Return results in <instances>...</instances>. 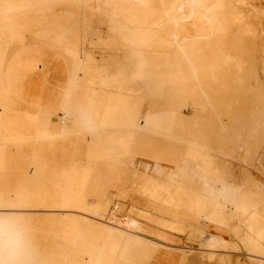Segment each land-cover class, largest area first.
Wrapping results in <instances>:
<instances>
[{
    "label": "bare ground",
    "instance_id": "6f19581e",
    "mask_svg": "<svg viewBox=\"0 0 264 264\" xmlns=\"http://www.w3.org/2000/svg\"><path fill=\"white\" fill-rule=\"evenodd\" d=\"M68 10L107 28L106 37L85 35L102 48L104 65L98 62L111 66V74H92L106 67L98 70L90 51L68 40L65 27L57 36L33 27ZM29 36L46 41L45 48L27 50ZM260 70L264 74V0H0V215L27 231L36 264H193L197 249L175 250L147 237L162 236L133 215L197 238L208 259L229 250L224 223L242 217L255 235L247 246L251 263L264 264V183L250 173L256 168L250 150L241 154L245 146L258 150L260 141L257 127H235L264 123ZM9 123H21L25 138H7ZM203 123L215 128H190ZM16 141L49 147L47 152L68 146L86 161L56 159L47 171L48 160H38L36 154L43 155L36 149L24 167H10L18 170L12 194L8 145ZM227 159L244 166L239 177ZM261 167L256 169L264 176ZM48 184L63 190L58 204H47V197L36 202L35 193ZM132 196L145 209L121 215ZM56 221L64 224L61 240Z\"/></svg>",
    "mask_w": 264,
    "mask_h": 264
},
{
    "label": "rangeland",
    "instance_id": "374dc122",
    "mask_svg": "<svg viewBox=\"0 0 264 264\" xmlns=\"http://www.w3.org/2000/svg\"><path fill=\"white\" fill-rule=\"evenodd\" d=\"M9 1H11V0H9ZM62 11V10H61ZM65 12V11H64ZM64 12H60V13H56V15H53L51 18L50 17H48L49 19H45L44 21H46L47 20V22H48V20H49V22L47 23H45V22H43V20H39L38 22L37 21H35L34 22V24H33V27L36 29V30H38L39 32H48L51 36H57V34L59 33V31L60 32H62L63 31V29L62 28H64V31H68L67 32V36L68 35H70V36H68V40L71 42V43H82L79 47H80V49H85V50H87V51H90V54L93 56V58H94V60H97V62L98 61H100V62H103V63H101L102 65H104V56H101V55H104L103 53H102V48L101 47H99L98 45H96V44H94L93 46H92V44L94 43V41L92 42V37H88V39H87V37H86V35H85V33L87 34V32H92V33H96V31H99L100 33H101V35L103 36V37H106L105 35L107 34V28L106 27H102L101 26V28H99V26L97 27V26H95V21H89V15H86L85 16V14L83 13V15H84V17H83V15H81L82 13H78V12H75V11H66V12H69V14L67 15V13L65 12V14L67 15H64ZM62 13V14H61ZM78 14V16H76V14ZM60 14V15H59ZM64 16H65V18H64ZM76 16V17H78V18H76V19H74V17ZM58 17V18H57ZM70 17V19H68ZM72 17V18H71ZM81 17V18H80ZM86 17H88V18H86ZM86 18V19H85ZM66 19V20H65ZM56 20V21H55ZM63 22V25L62 24H59L60 22ZM83 20H87V21H83ZM41 21H42V23H43V25H42V23H41ZM76 21V22H75ZM79 21V22H78ZM81 21V22H80ZM37 22V23H36ZM52 22V23H51ZM55 22H57V25H56V23ZM59 22V23H58ZM70 22L72 23V24H70ZM84 22V23H83ZM35 23H36V25L37 26H35ZM54 23H55V25H54ZM87 23V24H86ZM50 24V25H49ZM67 24H68V26H67ZM85 24H86V26H85ZM44 25H46L45 27H44ZM49 27H48V26ZM59 25V26H58ZM63 27H62V26ZM78 25V26H77ZM39 26H41V28H42V30L40 29V27ZM51 26V27H50ZM61 26V27H60ZM70 26H72V27H70ZM44 27V28H43ZM53 27V28H52ZM55 27V28H54ZM58 27V28H57ZM59 27H60V29H59ZM67 27V28H66ZM52 28V29H51ZM83 28V29H82ZM103 28V29H102ZM50 29V30H49ZM71 29H73V31H71V33L69 32V30H71ZM76 31H75V30ZM81 29V30H80ZM96 29V30H95ZM99 29V30H98ZM44 30V31H43ZM46 30V31H45ZM48 30V31H47ZM80 30V31H79ZM50 31V32H49ZM52 31H54V32H52ZM63 31V32H64ZM74 31H75V33H74ZM82 31V32H81ZM55 33V34H54ZM68 33H70V34H68ZM54 34V35H53ZM72 34V35H71ZM75 34V35H74ZM76 34H78V35H80V37L78 38V39H76L75 38V36H77ZM84 34V35H83ZM74 35V36H73ZM71 37V38H70ZM83 37V38H82ZM70 38V39H69ZM78 40V41H77ZM82 40H84V41H82ZM122 42H125V41H123L122 40ZM121 42V40H120V43H122ZM88 43V44H87ZM45 44H46V41H44V40H42L41 38H34V37H32V36H29L28 38H27V41H26V48H27V50H30V51H35V50H42L43 48H45ZM85 45V46H84ZM88 46H90V47H88ZM93 47V48H92ZM95 47H98V48H96V49H94ZM101 49V50H100ZM61 51H63L62 49H61ZM95 55V56H94ZM111 55V54H110ZM98 57V58H97ZM101 58H103V59H101ZM108 59V58H107ZM47 60V64H49V63H51L52 62V60L51 59H46ZM99 63V62H98ZM100 63L98 64V66H99V69L98 70H103V69H105V67H106V70H104V71H97V68H93V70L92 71H94V72H92V74L93 75H98V76H101V75H105V73H107V74H111L112 73V68H111V66H108L107 64H106V66H102ZM107 66H108V68H107ZM103 69H102V68ZM96 69V70H95ZM106 71V72H105ZM97 72V73H96ZM132 73V71H127L126 73H125V75H127V76H129V75H131V73ZM262 72V73H261ZM95 73V74H94ZM98 73H100V74H98ZM260 73H261V79L264 81V74H263V71L262 70H260ZM106 74V75H107ZM120 75V74H119ZM121 76H124V75H122L121 74ZM127 76H124V78H126ZM127 84H129V82H127ZM15 114H18L19 113V110H18V112H14ZM240 113H241V115H244V114H246V113H249V110H241L240 111ZM261 123V124H260ZM260 123H255V125H254V123H243L245 126L243 127V126H241V125H243L242 123H241V125L240 126H235V127H241V128H245L246 126H249L250 127V129H255L256 127H257V129H255V131H256V133H257V139L256 140H259L260 141V143H259V147H258V150H253V148L254 147H251L252 149H250V147L249 146H245L244 148H243V151L241 152V154H243L244 156L246 155H248L247 157L250 159V161H251V163L254 165V166H256V168H262L261 166H263L264 167V138H263V135H264V129H262V128H264V123L261 121ZM14 125V127L12 126V125ZM17 126H16V125ZM19 124V125H18ZM204 124V123H203ZM201 125V124H196L195 126H191L190 128H192V129H194V130H196V131H206V130H211L210 128H215V125L213 126V125H209V124H204V125ZM9 125H11L10 127H12V128H10L9 127V129H8V126ZM9 125H6V127H7V131H11V129H12V132H5V136L7 137V138H9V139H11V138H14V139H18L19 137L20 138H25V133L23 132V131H21V129H20V127H22L21 126V123H9ZM198 125V126H197ZM261 125H263V126H261ZM16 126V127H15ZM19 126V127H18ZM204 126H206V127H204ZM254 126V127H253ZM259 126V127H258ZM195 127V128H194ZM200 128V129H198V128ZM249 127H246L245 129H249ZM17 128H19L20 129V134H23L22 136L19 134V135H16L18 132H16V131H18L19 129H17ZM15 129V130H14ZM17 129V130H16ZM13 130H14V132H13ZM262 130V131H261ZM23 132V133H22ZM7 133H8V135H7ZM10 134H12L11 136V138L9 137V135ZM14 134V135H13ZM16 135V136H15ZM14 136V137H13ZM19 136V137H18ZM5 137V138H6ZM18 137V138H17ZM22 138V139H23ZM213 139L214 140H218V139H216V137H215V135L213 136ZM18 141H19V139H18ZM18 141H16V142H18ZM23 142H25L24 140H23ZM22 141H20V142H18V143H15V142H10V144L11 145H8V150L11 152V150H12V153L14 154H12V153H10L9 151H8V160H9V162H8V164H11V162H12V164L11 165H9V168L12 166V168L13 167H15V166H13V165H16V164H20V165H16V167H18L19 166V169H20V167H22V165H23V167H24V164L26 165V163H27V161L29 160V158H30V156L32 157V153H34L35 151H36V149H38L36 152L37 153H41L43 156H41V155H39V154H36L37 155V158H38V160H40V158H41V160L40 161H44V163H45V161H47V163H46V165H45V167L47 168L46 170L47 171H51L52 170V164L54 163V160H56L55 162L56 163H59V162H61L62 160H64V161H69L70 159V162L71 161H78V160H81V161H78V162H80V163H82L83 165H84V162L86 161V158H84V156L83 155H81V159H80V154H79V152H76L75 150H74V152H76V154H78L77 155V158H76V156L74 155H72V154H75L74 152L72 153V152H67V150L68 151H73V149H69L68 148V146H66V147H64L65 149H66V151H65V149L64 150H53L52 148H50V153L49 152H47V150L49 149V147H48V149H47V147L45 148H42V150H41V146H38L39 148H40V151H39V148H36L35 149V147H34V149H33V146L31 145V147H30V144H28V143H25V144H27V146L23 143ZM13 143H15V145L13 144ZM16 144L17 145H19V146H16ZM22 144V145H21ZM25 145V147H24V145ZM13 145L15 146V147H17L16 149H15V147H13ZM20 145L21 146H23L24 148H26V149H24L23 147L21 148L20 147ZM29 145V146H28ZM9 147H11V149L9 148ZM13 147V148H12ZM21 148V150L19 151V149ZM62 146L60 145V148H61ZM248 147V148H247ZM31 149V154H30V152L29 151H26V150H30ZM25 150V152L23 151V150ZM44 149L46 150L45 152H43L44 151ZM249 151V153H248V151ZM24 152L23 153V155L24 154H26V157L28 158V159H26V157H25V159H24V157H23V155H22V153L21 152ZM39 151V152H38ZM57 151V152H56ZM59 151H61V152H59ZM244 151H245V153H244ZM254 151H256V152H254ZM52 152V153H51ZM55 152H56V154H55ZM61 153V154H60ZM248 153V154H247ZM255 153H258V154H255ZM11 154V155H10ZM57 154H60L59 155V157H58V155ZM69 154V155H68ZM71 154V155H70ZM253 154H255V155H257L256 157H255V155L253 156ZM15 155H17V156H15ZM48 155H49V157H48ZM12 158V159H14L15 157H16V159H14L13 161H12V159H10V157ZM13 156H14V158H13ZM20 156H22L21 158H20ZM39 156H40V158H39ZM55 158H54V157ZM63 156H64V158H63ZM67 156H68V158H67ZM79 156V157H78ZM17 157H19V159L17 158ZM45 157H48V158H45ZM53 157V158H52ZM250 157H252V158H250ZM254 157H255V159H254ZM44 158V159H43ZM50 158V159H49ZM84 158V159H83ZM20 159L22 160V161H20ZM31 159V158H30ZM43 159V160H42ZM58 159H60V160H58ZM69 159V160H68ZM77 159V160H76ZM237 159H239V157L237 158ZM11 160V161H10ZM25 160V162L26 163H23V161ZM52 160H53V162H52ZM215 160H217V158L215 159ZM222 160H223V158H222ZM252 160H254V161H252ZM22 162V163H20V162ZM30 161V160H29ZM218 161H219V158H218ZM227 161H230L229 159H227ZM238 160H232V161H230L229 162V165L230 166H232V165H234V166H232V167H230L231 168V170H232V172H234L233 174L235 175V177H239L238 175H241V173H242V170L244 169V166L243 165H241V163H239V161L237 162ZM15 162V163H14ZM48 162H49V164H48ZM69 163V162H68ZM72 163V162H71ZM55 164V163H54ZM15 167V168H16ZM12 168H10V169H8L9 170V174H15V176L17 175V172H18V170H16V169H18V168H16L15 170H13ZM51 168V169H50ZM234 170H233V169ZM254 169V168H250V173H252V176L254 177V178H256L257 180H259L260 182H262V183H264V176L260 173V172H258V170L257 169ZM11 170V171H10ZM257 170V171H256ZM197 171H199V173L201 172L200 170H197ZM198 173V174H199ZM8 174V176H10L9 178H8V176H7V179H11V180H9L10 182L9 183H7L6 185H7V189H8V191L11 193L12 192V194H13V191L15 190V186H16V184H15V186H14V189L12 188L13 187V185L14 184H11V183H14L15 181H14V178L16 179L17 178V176L16 177H14L13 175L11 176V175H9ZM194 176V177H193ZM197 176V174H194V175H192L191 177H193V178H195ZM152 177V176H151ZM149 183V182H148ZM162 184L163 185H165V186H167V187H169V188H171V189H177V188H179V189H188V192H189V187H186V186H183L182 187V185H180V184H177V186L176 185H174V183H171V182H169V181H163L162 182ZM10 186H11V188H10ZM195 186H196V184H195ZM58 187V186H57ZM132 187H134L135 188V186H132ZM10 189V190H9ZM44 189H46V190H44ZM13 190V191H12ZM41 190H44L43 192L41 191ZM41 190H38L37 191V193H35V196H37L39 199H41L42 201H40L37 197V201L36 202H38V203H40V202H42V203H45V200H43V199H46V197L47 198H49V199H47V204H55V202H56V204H58L59 203V200L57 199L58 197H60L61 196V194L63 193V190L61 191V189H60V187H58V190L57 189H55L56 190V192H57V194H56V192H55V190H54V186L53 185H47L46 187L44 186ZM50 192H49V191ZM49 193H47V192ZM59 191H61V192H59ZM38 192H42V193H39L40 194V196L41 197H39V194H38ZM50 193H51V195H50ZM59 193V194H58ZM44 194V195H43ZM43 195V196H42ZM45 195H48V196H45ZM51 197H50V196ZM53 195V196H52ZM57 195H60V196H57ZM43 197V198H42ZM54 197H56V198H54ZM15 198V197H14ZM19 197H16V199H18ZM133 198H134V200H133ZM50 199H52V201L54 200H56L55 202L53 201V203H52V201L50 200ZM57 200H58V203H57ZM133 200V201H132ZM132 200H130V201H127V202H125V203H122V208H123V211L120 213L121 215H125V214H127V212H130V211H132V210H134V209H141V210H143V209H145L144 207H142L141 205H139L140 203H139V201H138V199L136 198V197H134V196H132ZM182 200H183V202H182ZM48 201H50L49 203H48ZM181 201V203H186V201L184 200V198L183 199H181L180 200ZM120 201H118V200H116L115 202H114V205H113V207L112 208H115L116 206H117V204L119 203ZM47 209H45V210H42V212H44V213H50L51 211L50 210H47ZM51 213H55V212H51ZM50 213V214H51ZM183 215H184V218L183 219H187V221H189L190 223H191V220L188 218V215L186 214V213H183ZM134 216V218L135 219H137V220H139V222L143 225V228L144 229H146V230H148L149 232L151 231V232H155V233H160V234H162L163 236H165L167 239H169L170 240V242L169 243H171V244H173V245H176V246H188V247H190V248H193V249H197V250H195L194 252V254H193V256L191 257V261L193 262V264H235L237 261L238 262H240V264H252L251 263V260H250V257L248 256V250L250 249V247H252V246H249V245H252L253 244V242H254V240L253 239H251V238H255V235H254V233L253 232H251V230H249V229H247L248 227H246V224H244L245 223V221L244 220H242L243 218L241 217V218H236L235 219V217H231V218H229L225 223H224V227H225V233L223 234V236H224V238L229 242V247H228V249L229 250H227L226 251V253H224V254H215V256L212 258V259H208V258H206V254H204V253H202L201 251H199L198 249H200V243H199V241H198V239L197 238H192V239H188V237H186V236H182V235H179L178 233H176L175 231H171V230H169V229H162V228H159V227H157V226H154L153 224H150V223H148V222H146L145 220H142V219H140L137 215H133ZM171 217H169V219H170ZM235 220V221H234ZM239 221V222H238ZM186 222V221H185ZM59 223H61V225L59 224ZM188 223V222H186V224H188V226L187 227H189V229H192V230H194V231H196V226H194L193 225V223ZM240 223V224H239ZM244 224V225H243ZM57 225H59L60 226V228H62L63 226L62 225H64L62 222H58V221H56L55 222V226L54 227H56L57 228V230H56V228H55V230H56V232H57V240H61L60 239V236L61 235H63V236H65L66 234H64L63 232L61 233V230L63 231V228L62 229H59V226H57ZM62 226V227H61ZM59 230H60V232H59ZM237 230V231H236ZM149 232H143L142 234H144L145 236L149 233ZM251 232V233H250ZM59 233V234H58ZM249 233V234H248ZM151 235V236H150ZM246 235V236H245ZM248 236H250V237H248ZM147 237H150V238H153V239H156V238H158V237H156V236H154V235H152V234H148L147 235ZM248 237V238H247ZM246 238V239H245ZM251 239V240H250ZM88 240H92V239H90V238H88ZM246 240H248L247 242H246ZM252 242H250V241ZM243 241V242H242ZM248 243V244H246V243ZM250 242V243H249ZM262 242V241H261ZM233 245H235V246H233ZM262 245L264 246V242L262 243ZM249 248H248V247ZM171 247V246H170ZM244 247V248H243ZM173 248V247H172ZM246 248V249H245ZM247 248H248V250H247ZM175 249V248H174ZM178 250L179 249H181V248H177ZM177 249H175V250H177ZM235 249H239V251L238 250H235ZM245 249V250H244ZM234 250V251H233ZM230 251V252H229ZM218 256V257H217ZM249 257V258H248ZM241 259V260H240ZM250 260V261H249Z\"/></svg>",
    "mask_w": 264,
    "mask_h": 264
},
{
    "label": "clouds",
    "instance_id": "9594fccd",
    "mask_svg": "<svg viewBox=\"0 0 264 264\" xmlns=\"http://www.w3.org/2000/svg\"><path fill=\"white\" fill-rule=\"evenodd\" d=\"M35 254L27 231L0 215V264H36Z\"/></svg>",
    "mask_w": 264,
    "mask_h": 264
},
{
    "label": "crops",
    "instance_id": "0c3cea01",
    "mask_svg": "<svg viewBox=\"0 0 264 264\" xmlns=\"http://www.w3.org/2000/svg\"><path fill=\"white\" fill-rule=\"evenodd\" d=\"M176 233H178L179 235H182V236H186V237H188V235L187 234H184V233H179V232H176ZM161 238H156V240H159V241H161V243H163V244H166L167 246H171V247H173V248H190V247H188V246H176V245H173V244H171V243H169L170 242V240L169 239H167L165 236H163L162 234H161ZM188 239H190L189 237H188Z\"/></svg>",
    "mask_w": 264,
    "mask_h": 264
}]
</instances>
